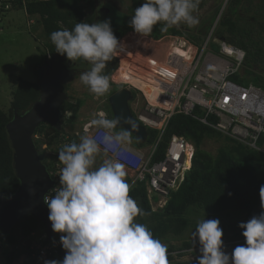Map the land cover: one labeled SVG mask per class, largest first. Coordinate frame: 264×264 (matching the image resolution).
Listing matches in <instances>:
<instances>
[{
  "label": "clouds",
  "instance_id": "obj_1",
  "mask_svg": "<svg viewBox=\"0 0 264 264\" xmlns=\"http://www.w3.org/2000/svg\"><path fill=\"white\" fill-rule=\"evenodd\" d=\"M228 3L230 1L225 0L222 5V9L215 18L214 29L219 27L217 24L223 20ZM196 6L197 0H144V3L135 9L129 21V26L134 32H127L124 37L128 34L146 36L152 42L163 38L184 37L198 45L183 32L180 36L167 34L159 39L147 36L153 31L154 26L161 22L164 24L161 31H167L169 27L181 22L193 23L192 11ZM9 9L10 7L7 8ZM211 35L205 43L208 40L210 42ZM213 39L223 40L218 37ZM50 40L55 46L56 53L49 54L48 58L60 54L66 56L69 61L82 59L90 63V70L84 72L82 71L86 68L79 69V66L76 64L75 66L79 69L78 74L82 72L79 76L80 82L95 97H103L109 91L111 83L118 86L119 90L131 91L133 97L129 106L133 114L132 103L144 97L141 91L123 84L122 80L120 82L115 80L119 71V60L113 54L122 47V44L121 40L119 41L114 35L110 19L95 23L80 22L76 23L71 30L62 28L53 31ZM112 56L117 59L118 66L110 77L102 73L106 68V62ZM73 72L75 74V71ZM74 77L75 75L73 79ZM249 86L264 92L263 88ZM68 99L67 94V100L61 107L60 122L62 108ZM107 103L110 107L109 101ZM121 119H109L106 118V113H98L89 123L93 128L103 130L104 134L100 142H97L93 136L83 135L79 142L65 144L58 152V160L62 165L59 170L60 186L53 189L54 195L44 197V203L49 209L48 219L52 231L55 234H61L60 244L65 250V256L62 260H46L44 264H168L167 246L154 238L145 224L136 222L137 217L143 215V212L129 195L130 189L134 186L130 187L132 179L126 173L125 165L119 159H104L101 155L102 152L105 154L118 152L122 145L130 142L129 129L121 128L116 131L121 124ZM135 119L137 120L136 117ZM124 123H129L130 128L133 126L126 119ZM37 138L38 136L34 135L35 142ZM135 139L131 142L133 145H135ZM98 154H100L101 163L97 166ZM48 171L50 173V169ZM126 177L129 178V182H126ZM260 198L262 211L259 215L238 225L242 230L245 243L237 245L231 253L225 251L222 240L223 230L218 219H203L197 224L192 233L193 241L199 243L200 255L197 257L196 264H264V186L260 188ZM153 200V203L157 204V198L153 196ZM148 201L152 208L149 197ZM163 208H156V211ZM34 232L38 235H46L44 227L42 232ZM0 234L4 235L1 232ZM2 245L0 241V246ZM25 251L26 253L14 262H18L27 254V244Z\"/></svg>",
  "mask_w": 264,
  "mask_h": 264
},
{
  "label": "trees",
  "instance_id": "obj_2",
  "mask_svg": "<svg viewBox=\"0 0 264 264\" xmlns=\"http://www.w3.org/2000/svg\"><path fill=\"white\" fill-rule=\"evenodd\" d=\"M83 1L86 0H0V22L3 21L5 13L9 10L26 12L35 18V26L41 27L43 35L48 41L46 45L48 54L53 55L56 53L55 46L50 40L53 31L62 28L71 30L76 23H95L101 20L103 14L96 11L87 13L82 6ZM118 1L126 7V12H121L120 18L114 20V27L112 28L114 35L120 41L127 32H134L129 26V21L134 15L135 9L141 6L144 0ZM207 1L197 0V6L192 13L198 12ZM128 2L130 4L126 5ZM260 2L264 5V0H260ZM241 3V0L231 1L227 7V12L231 15ZM88 5L92 7L93 0H89ZM233 6L235 7L233 8ZM7 7L10 9L7 10ZM1 12H3L2 17ZM220 24L222 27L216 30V36L246 52L243 67L231 79L242 85L253 81L255 86L264 89V76L255 72V69L259 68L264 73V66L258 67L264 61V53L253 40L254 29L262 35L264 23H261L258 28H254L251 23H236L229 16H225ZM162 27H164L163 22L158 23L147 36L159 39L167 34L182 35V32L173 26L169 27L167 31H161ZM189 39L196 42L197 38L189 37ZM76 66H80V64H76ZM89 66L88 69L90 70V63ZM117 66L118 61L112 56L106 62V68L102 74L111 77ZM85 67L83 68L85 69ZM27 79L23 76L16 79V87L11 93L12 100L9 110L6 112L0 107V193L4 196L12 195L19 186V180L14 170V151L7 133V125L12 120L14 111L22 115L31 108L41 95L37 72L35 81ZM112 87H116V90L120 89L111 83V94L116 92ZM198 112L196 111V113ZM196 113H193L192 116L177 114L172 117L153 159L154 162L163 160L168 143L174 136L190 142L196 150L192 168L186 173L179 189L170 194L166 206L158 211H152L145 183H139L129 191V195L143 212V215L137 217L138 222L145 224L153 233L154 238L159 239L167 246L168 264H196L197 258L188 261H178L175 258H183L189 251H193L192 254L196 257L200 255L199 243L192 239V233L200 221H191L187 217L188 213L193 210L207 213L209 220L228 216L232 210L235 212V216L238 218L236 221L230 224L220 223L225 250L227 244L245 241L238 225L241 222H247L262 211L260 188L264 186V153L243 146L204 125L194 118ZM77 114L78 107L69 105L67 102L62 108V117L65 115V121H61V130H57L46 123L41 124L36 130L35 135L38 136L36 145L40 159L47 165L48 169H53L55 166L58 161V152L63 145L79 142L80 137L83 136L81 133L80 135L76 134L81 128H74ZM213 138L221 139L224 142V146L219 149L216 156H212L203 149L205 141ZM157 139L158 132L149 130L147 143L142 144L135 139V146L137 148L150 146L155 144ZM263 143L264 138H261L259 146H262ZM97 157L100 158V154ZM126 179L129 182V178ZM18 225L22 229L21 232L25 241H28L32 232L37 228H43L42 224L33 217L20 222ZM187 233L190 234V239L185 240L181 246L172 244V241L184 238ZM11 235L12 233L9 236L2 235L1 244H16V239ZM173 253H177V255L174 257ZM22 254L7 256L6 264H12Z\"/></svg>",
  "mask_w": 264,
  "mask_h": 264
},
{
  "label": "built area",
  "instance_id": "obj_3",
  "mask_svg": "<svg viewBox=\"0 0 264 264\" xmlns=\"http://www.w3.org/2000/svg\"><path fill=\"white\" fill-rule=\"evenodd\" d=\"M216 41L218 51H213L209 49V40L198 46L184 37L152 42L146 36L128 34L120 41L122 47L113 54L119 60V70L123 69L127 76L123 84L143 94L144 99L138 98L132 103L134 116L146 128L157 131L158 139L148 146L147 153L130 141L118 152L101 155L104 159H119L125 165L132 179L130 187L145 183L150 203L154 202L153 196L157 198L156 208H163L170 194L179 189L192 168L195 153L192 145L175 136L163 160L153 161L174 115L192 116L199 111L194 116L196 120L243 146L264 153V144L258 146L264 136V92L231 80L243 67L246 52L224 40ZM89 122H83L76 134L90 135L100 142L103 130L93 128ZM61 167L58 160L50 169L54 187L47 195H54L53 189L60 186ZM60 235L55 234L49 241L46 235L33 232L25 241L27 254L13 264L62 260L65 250L60 244Z\"/></svg>",
  "mask_w": 264,
  "mask_h": 264
},
{
  "label": "rangeland",
  "instance_id": "obj_4",
  "mask_svg": "<svg viewBox=\"0 0 264 264\" xmlns=\"http://www.w3.org/2000/svg\"><path fill=\"white\" fill-rule=\"evenodd\" d=\"M88 1H83L82 6L87 13H91V8L88 5ZM114 7H116L120 12L125 13L126 7L121 5L118 0H111ZM231 4V1L229 0ZM241 4L237 6L236 11L231 15L225 12V16H229L236 23H251L254 28H258L261 23H264V5L260 0H241ZM225 3V0H208L204 6L195 13H192L194 17V22L189 24L186 22H181L173 27L179 29L187 37L197 38L195 41L199 46H202L210 34V50L218 51V42L213 38L217 39L215 31L218 30L222 25L218 23L219 27H215L217 15L222 9V5ZM128 2L126 5H129ZM227 7V6H226ZM235 6H233L234 8ZM226 9V8H225ZM263 10V13H262ZM103 14V13H102ZM121 16L117 14L114 10H111L109 15L103 14L102 18L98 22L104 20H111V27H114V20L119 19ZM2 17V15H1ZM223 17V18H224ZM34 17L29 16L26 12L22 10H9L5 13L4 19L0 22V107L4 111H8L10 108V103L12 100L11 93L15 89V81L19 76L28 78L27 80L35 81L36 72L38 71V66L42 64L45 58H48V50L46 45L48 43L47 39L44 37L42 29L39 25L34 24ZM39 27V28H36ZM218 28V29H217ZM253 28V29H254ZM258 30L254 29L253 40L258 44L264 53V32L262 35ZM132 37V35L130 36ZM259 41V42H257ZM67 68L74 66V64H80L79 69L85 67L86 69L82 72L89 70V63L86 61L77 60V61H68L66 62ZM263 63L258 67H263ZM254 70V68H253ZM80 72V73H82ZM255 72L264 76V73L261 69L256 68ZM80 73L77 74L71 82L67 84L65 88L67 94L69 95L68 103L69 105L78 107V114L75 120L74 128L79 129L81 124L85 121H90L95 118L98 113H106L109 111L111 115V109L108 105V99L111 94V89L103 97H95L86 86H84L79 79ZM122 76H117V80H122ZM124 79H127V76L124 75ZM244 86L254 85L253 81L243 84ZM255 86V85H254ZM114 91L116 90V87ZM146 89V88H145ZM113 92V91H112ZM67 109V108H66ZM65 117L61 118V121H65ZM111 119V118H110ZM120 129H116L119 131ZM135 137L130 134V141L134 142ZM224 142L221 139L213 138L206 140L203 149L209 152L212 156H216L219 149L224 146ZM143 152H148V147H143ZM195 150V149H194ZM101 159L96 157L97 166L101 163ZM129 174V173H128ZM128 176V175H126ZM127 178V177H126ZM125 178V179H126ZM126 182L127 179H126ZM159 210V209H158ZM157 210V211H158ZM152 211L155 212L154 203L152 204ZM187 217L191 221H201L203 219L209 220V215L201 211H192L188 213ZM238 218L235 216V212L232 210L228 213V216L219 218V222L223 224H230L236 221ZM138 222V220L136 221ZM139 223V222H138ZM20 225L16 226L12 230V235L16 239V244L14 245H2L0 246V264H6L7 256L25 254L26 242L25 238L22 235ZM42 229L37 228V232L42 231ZM0 234V239H1ZM190 239V234L187 233L186 236L180 240L172 241L173 245L181 246V244ZM244 242H239L236 244H227V251H231L237 246L242 245ZM164 244V243H163ZM186 252V251H185ZM193 251L186 253V256L183 258L175 257L177 253H173V256L178 261H188L196 259L197 257L192 254Z\"/></svg>",
  "mask_w": 264,
  "mask_h": 264
},
{
  "label": "water",
  "instance_id": "obj_5",
  "mask_svg": "<svg viewBox=\"0 0 264 264\" xmlns=\"http://www.w3.org/2000/svg\"><path fill=\"white\" fill-rule=\"evenodd\" d=\"M73 75L74 72L66 68L60 54L46 59L37 71L41 86L39 99L22 115L14 111L7 125L19 186L10 196L0 193V232L5 236H9L20 222L30 217L43 225L49 241L55 234L48 219L49 209L44 203V197L54 187V181L40 159L34 135L43 123L61 130V107L67 100L65 86L73 79ZM132 97L131 91L121 89L112 94L108 101L113 119L122 118L117 129H129L139 143L145 144L148 131L131 112L129 103ZM125 119L133 125L131 128L129 123H124Z\"/></svg>",
  "mask_w": 264,
  "mask_h": 264
},
{
  "label": "flooded vegetation",
  "instance_id": "obj_6",
  "mask_svg": "<svg viewBox=\"0 0 264 264\" xmlns=\"http://www.w3.org/2000/svg\"><path fill=\"white\" fill-rule=\"evenodd\" d=\"M90 8H91L92 12L96 11V12H98L100 14L101 13L104 14L106 12V14L109 15L108 12L111 11V10L116 11L118 14L121 13L116 7H114V5H113L111 0H93V5ZM63 58H64V64L67 67L68 64L66 62H68L69 60L66 58V56H63ZM45 60H46V58H45ZM68 70L69 71H75V74H74L75 77H76V75L79 72V69L75 66V64H74V66L68 68ZM86 71H88V70H86ZM111 117L113 119V115L111 116L109 111H107L106 112V118L110 119Z\"/></svg>",
  "mask_w": 264,
  "mask_h": 264
},
{
  "label": "bare ground",
  "instance_id": "obj_7",
  "mask_svg": "<svg viewBox=\"0 0 264 264\" xmlns=\"http://www.w3.org/2000/svg\"><path fill=\"white\" fill-rule=\"evenodd\" d=\"M118 75L123 77L122 80H125V79H124V75H125V74H124V70H123V69H121V70L118 71L117 76H118ZM115 80H116L117 82H120V81H121V80H117V77L115 78ZM150 93H151V91H150ZM150 93H147V94L149 95Z\"/></svg>",
  "mask_w": 264,
  "mask_h": 264
}]
</instances>
